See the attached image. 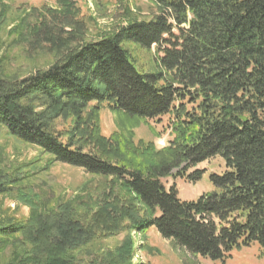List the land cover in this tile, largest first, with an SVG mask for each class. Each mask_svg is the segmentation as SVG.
<instances>
[{"label": "trees", "instance_id": "1", "mask_svg": "<svg viewBox=\"0 0 264 264\" xmlns=\"http://www.w3.org/2000/svg\"><path fill=\"white\" fill-rule=\"evenodd\" d=\"M55 1L24 11L9 31L51 60L7 74L0 54V126L102 182L95 197L41 207L16 175L0 173V193L31 209L23 220L0 218V264H132L129 231L149 228L211 261L253 244L264 258V0H149L150 18L127 11L94 40L84 39L74 0ZM131 42L156 46L154 71L135 66ZM104 107L120 119L166 117L167 145L103 135ZM216 156L225 169L196 200L163 183L199 180L201 170L185 172ZM123 232L113 249L90 247Z\"/></svg>", "mask_w": 264, "mask_h": 264}, {"label": "rangeland", "instance_id": "2", "mask_svg": "<svg viewBox=\"0 0 264 264\" xmlns=\"http://www.w3.org/2000/svg\"><path fill=\"white\" fill-rule=\"evenodd\" d=\"M77 17L84 25V39L94 40L120 24L125 23L127 11H131L138 19H148L155 9L149 0H74ZM46 7L58 8L55 0H0V14H3L0 36L5 41V46L0 49V54L6 55L11 65H5L3 71L10 74H26L37 68H44L50 63L51 55L40 52L34 56L27 53L25 42H19V36L14 34L13 26L20 19L24 11L32 12L38 9L45 12ZM34 15V14H33ZM34 17V16H33ZM29 18L31 22L35 18ZM68 30V28H66ZM9 33V34H8ZM131 54V60L142 71H154L156 46L149 49L135 43L124 44ZM11 69V70H10ZM117 115L104 107L99 112L101 133L105 136L119 135L121 138L132 137L134 142H152L156 149L167 145L170 138L166 127L167 118L160 121H133L120 119ZM118 137V136H117ZM203 172L201 178L190 182L181 175L168 176L163 180L166 187L174 184L181 200H196L199 195L213 190L210 175L221 174L224 161L216 156L200 162L189 168L185 173L194 170ZM176 173V170L172 171ZM0 173L7 177L17 176L18 183L27 188V192L35 193L44 205H53L59 201H73L76 198L87 199L95 197V185L102 182L101 177L85 172L82 168L65 163L55 162L48 154L43 153L38 147L24 143L0 126ZM44 204V205H43ZM31 209L20 202L14 194L0 193V218L23 220L29 217ZM126 233L114 237H107L90 245L95 251L99 246L102 249H113L122 243ZM133 244L132 264H264L256 244L235 250L231 257L221 261H211L176 245L173 241L164 239L154 229L145 232L129 231Z\"/></svg>", "mask_w": 264, "mask_h": 264}]
</instances>
